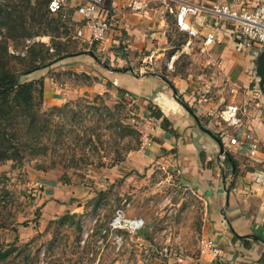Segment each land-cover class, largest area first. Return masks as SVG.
Wrapping results in <instances>:
<instances>
[{
	"label": "crops",
	"instance_id": "obj_1",
	"mask_svg": "<svg viewBox=\"0 0 264 264\" xmlns=\"http://www.w3.org/2000/svg\"><path fill=\"white\" fill-rule=\"evenodd\" d=\"M182 2L207 7L227 4L234 11L254 7L253 0H156L145 11L131 12L127 0H108L105 10L112 24L92 52L112 70L94 66L90 56L91 62L75 57L67 66L54 70L83 71L87 76H95L97 80L93 84L81 85L88 94L114 92L118 100L141 101L156 130L150 144L130 152L118 164L119 168L140 174L154 164L166 167L168 161L172 162L180 184L188 186L203 206L200 223L195 226L198 241L208 239L222 251L218 258L201 253L192 233L189 237L183 232L177 239L165 240L171 243H164L162 249L156 250L151 232L158 218L143 216L146 228L125 244L122 242L121 255L117 252L120 247H116L112 264H264V98L250 102L245 124L239 128L229 126L217 114L226 105L247 103L253 87L264 92V84L261 87L256 82L260 81L256 67L264 46L246 47L235 22L216 21L203 12L199 22L192 20L198 36L192 39L191 52L179 57L174 71L166 72L164 60L187 39V34L177 31L175 26ZM66 3L61 14L68 23L73 22L68 26L81 27L84 20L74 12L81 0H66ZM210 33L214 40L201 51L204 37ZM151 53L153 71L137 78L135 71ZM215 62L220 63L219 68ZM86 67L91 69L90 73ZM129 68L133 72L118 71ZM36 72L40 75L31 78L44 77L45 91L52 80L44 75L43 69ZM202 94L207 100L199 102ZM178 97L187 103L201 124L206 123V129L222 135L224 150L231 156V170L226 164L222 169L217 142L202 131ZM154 109L169 121L168 128L163 127L161 119L150 115ZM210 111L212 114L208 115ZM235 136L238 141L232 145L230 139ZM253 144L256 149L251 154ZM115 235L108 233L111 243Z\"/></svg>",
	"mask_w": 264,
	"mask_h": 264
},
{
	"label": "rangeland",
	"instance_id": "obj_2",
	"mask_svg": "<svg viewBox=\"0 0 264 264\" xmlns=\"http://www.w3.org/2000/svg\"><path fill=\"white\" fill-rule=\"evenodd\" d=\"M63 33L58 40L77 53L42 68L52 80L44 91L42 110L49 111L54 106L65 109L70 104L67 108L76 117L46 112L42 117L51 118L54 128L62 124L64 134L67 133L60 148L51 150L56 138L51 127L42 138L43 144L38 145L49 150L47 156L40 153L27 156L22 162L0 163V246L4 251L14 249L7 258L0 259V264H112L116 244L104 231L114 210L121 206L131 218H158L151 232L156 250L162 249L164 243L169 245L171 241L165 240L177 239L181 232L189 237L192 233L197 242L203 206L188 186L180 184L172 162L168 161L166 167L154 164L140 174L128 173L119 168L120 162H113L119 153L124 160L130 152L143 147L144 137L150 140L154 135L155 124L144 113L141 101L118 100L114 92L97 98V92L88 94L81 86L93 84L95 76L69 69L54 71L67 66L75 57L90 61L85 54L86 45L69 31ZM26 41L13 54L25 57ZM38 42L54 53L49 36L40 37ZM92 63L101 65L95 60ZM85 70L91 71L87 67ZM135 73L136 76L140 71ZM38 75L36 72L21 81ZM73 156L75 161L66 168ZM224 165L221 160L222 169ZM35 183L41 187L33 188ZM84 232H89V237L81 245ZM116 233L124 244L136 236L125 231ZM124 244L117 251L119 255Z\"/></svg>",
	"mask_w": 264,
	"mask_h": 264
},
{
	"label": "trees",
	"instance_id": "obj_3",
	"mask_svg": "<svg viewBox=\"0 0 264 264\" xmlns=\"http://www.w3.org/2000/svg\"><path fill=\"white\" fill-rule=\"evenodd\" d=\"M49 2L50 0H0V163L22 162L27 156L35 157L40 153L43 157L47 156L49 150L43 145L38 146L42 143L45 134L50 133L52 127L51 118L42 117L46 112L58 111L63 112L64 115L70 113L72 117H76V113L67 108L70 104L65 109L54 106L49 111L42 110L44 77L21 81L23 77L77 53L70 51L58 40L64 34L63 30L65 33L70 31L68 26L70 22L68 23L63 17L62 12L50 14ZM43 36L50 37L51 45L54 47L53 54L49 53L50 48L41 42L26 46L25 57L13 54L20 45L24 46L26 40ZM162 76L165 78L164 74ZM110 86L108 83V87ZM100 97L98 95L97 98ZM178 101L187 105L180 97ZM95 110L99 111V108ZM150 115L157 120L161 119L163 127L170 126L169 121L162 118L160 111L151 110ZM117 121L118 124L121 122L119 119ZM198 122L200 123L199 119ZM200 125L205 128L206 123H200ZM56 126L59 127H52L56 137L52 152L58 150L67 134H64L62 124ZM213 134L222 142L221 134ZM224 156L226 168L231 170L233 168V165L230 166L231 156L227 152ZM74 158L73 156V159L65 165L66 168L73 164ZM122 160L119 153L113 162ZM227 174L228 171L224 173L225 176ZM13 251L14 249L4 251L0 246V259L7 258Z\"/></svg>",
	"mask_w": 264,
	"mask_h": 264
},
{
	"label": "built area",
	"instance_id": "obj_4",
	"mask_svg": "<svg viewBox=\"0 0 264 264\" xmlns=\"http://www.w3.org/2000/svg\"><path fill=\"white\" fill-rule=\"evenodd\" d=\"M108 0H81V3L77 4L74 8V12L81 16L84 23L81 27H75L70 29V35L74 39L83 41L89 51H93L97 45H99L111 26V18L106 13V5ZM156 0H127V8L131 12L145 11L152 2ZM254 7L250 10L234 11L227 4H215L211 7L201 6L188 2L180 3L175 16V26L177 31L187 34V39L176 50L175 53L167 57L164 62V68L166 72L174 71V66L179 57L182 54L188 55L192 50V39L198 36V31L194 27L193 23L199 22L203 12L208 13L214 17L216 21L229 20L237 24L238 33L245 39L246 47L261 48L264 46V0H253ZM67 6L66 0H50L48 4V10L50 14H57L61 12ZM193 20V23H192ZM87 32V33H86ZM39 38L34 37L26 41L27 45H31L34 42H38ZM214 40L212 33L204 37L201 51L207 48ZM52 51V49H49ZM143 65L138 69L139 74L143 72L148 73L153 71V57L148 55L145 57ZM217 68L220 67L219 62L214 63ZM257 84L259 80L256 81ZM251 99L242 106L235 104H229L217 111L220 120L226 122L233 128H239L245 124L249 109L251 107L250 102L259 98H264V92H260L253 87L251 91ZM207 97L202 94L199 102L206 101ZM211 111L208 115H211ZM238 137H232L230 144H237ZM150 140L147 137L143 139V146L149 145ZM256 145H252L251 154L254 153ZM225 156L220 155V161L224 160ZM40 183H35L33 188H40ZM125 200L123 203L125 204ZM126 206H129L126 203ZM146 228V222L141 217L131 218L125 213V207L121 206L114 210L112 218L107 224V230L104 233H116L117 231H125L129 234H137ZM89 237V232H84L80 241L81 245H84ZM113 243L119 248L122 245V238L118 235L113 237ZM102 240L98 241L101 244ZM199 250L201 253H208L213 258H218L222 251L214 245L208 239L201 238L198 241Z\"/></svg>",
	"mask_w": 264,
	"mask_h": 264
},
{
	"label": "water",
	"instance_id": "obj_5",
	"mask_svg": "<svg viewBox=\"0 0 264 264\" xmlns=\"http://www.w3.org/2000/svg\"><path fill=\"white\" fill-rule=\"evenodd\" d=\"M85 54L88 55V56H90L92 59H94L98 63H100L102 67L111 69L108 65H106L104 62H102L99 59V57L94 52H92V51H86ZM118 71H123L125 73L126 72H133V70L131 68H129V69H123V70H118ZM256 72H257V74H258V76L260 78L259 84L261 85V87H263V84H264V54L258 60L257 67H256ZM148 74L149 73L137 74L136 77L137 78H141V77H144V76H146ZM182 105L190 113V115L193 116V118L196 120V122L198 123V125L202 129V131L206 132L209 136H211L217 142V144L219 146V153H220V155L221 154L222 155H225L226 154V151L224 150V146H223L222 142L210 130H208V129H206L203 126L200 125V123L198 122V119H197L196 115L193 113L192 110H190L189 107H187L184 104H182Z\"/></svg>",
	"mask_w": 264,
	"mask_h": 264
},
{
	"label": "bare ground",
	"instance_id": "obj_6",
	"mask_svg": "<svg viewBox=\"0 0 264 264\" xmlns=\"http://www.w3.org/2000/svg\"><path fill=\"white\" fill-rule=\"evenodd\" d=\"M169 255V254H168Z\"/></svg>",
	"mask_w": 264,
	"mask_h": 264
}]
</instances>
